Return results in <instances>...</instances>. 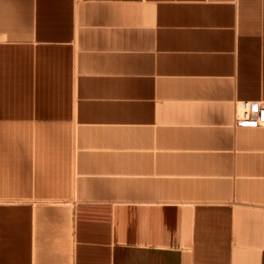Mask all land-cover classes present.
I'll return each instance as SVG.
<instances>
[{
    "label": "crops",
    "instance_id": "obj_1",
    "mask_svg": "<svg viewBox=\"0 0 264 264\" xmlns=\"http://www.w3.org/2000/svg\"><path fill=\"white\" fill-rule=\"evenodd\" d=\"M264 0H0V264H264Z\"/></svg>",
    "mask_w": 264,
    "mask_h": 264
},
{
    "label": "built area",
    "instance_id": "obj_2",
    "mask_svg": "<svg viewBox=\"0 0 264 264\" xmlns=\"http://www.w3.org/2000/svg\"><path fill=\"white\" fill-rule=\"evenodd\" d=\"M236 124L245 127L264 126V108L260 102L243 101L236 110Z\"/></svg>",
    "mask_w": 264,
    "mask_h": 264
}]
</instances>
